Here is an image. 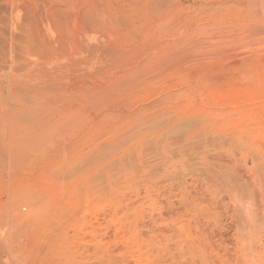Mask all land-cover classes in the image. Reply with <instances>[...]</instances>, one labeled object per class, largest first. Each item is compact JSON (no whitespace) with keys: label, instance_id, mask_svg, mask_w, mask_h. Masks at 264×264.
Listing matches in <instances>:
<instances>
[{"label":"rangeland","instance_id":"1","mask_svg":"<svg viewBox=\"0 0 264 264\" xmlns=\"http://www.w3.org/2000/svg\"><path fill=\"white\" fill-rule=\"evenodd\" d=\"M63 8L60 23L46 29L65 49L36 61L44 63L43 73L61 69L52 72H64L62 87L48 98L25 89L45 98L38 100L36 121L22 120L27 133L20 161L9 160L13 149L2 144L9 154L0 169V238L6 243L0 254L8 261L1 260L264 264V0H65ZM33 14L43 16L44 8L0 0V45L8 48L0 73L8 80L23 70L27 75L33 57L11 42L21 35L13 22L21 27L29 19L45 35ZM117 140L124 146L111 159L130 153V177L103 188L96 166L76 186L106 195L117 207L116 224L101 217L111 210L105 204L97 212L104 227L95 236L71 227L67 213L55 218L62 224L50 219L36 227L33 199L14 219L10 194L17 179L69 164L72 176L54 174L64 187L86 165L80 156Z\"/></svg>","mask_w":264,"mask_h":264},{"label":"bare ground","instance_id":"2","mask_svg":"<svg viewBox=\"0 0 264 264\" xmlns=\"http://www.w3.org/2000/svg\"><path fill=\"white\" fill-rule=\"evenodd\" d=\"M27 1L30 2L33 6H36V3H37L44 8L45 14L43 16L33 14L31 16V19L41 20L40 23H42L44 25L41 28L44 31L45 35L43 36L40 33H38L36 28L32 27L31 21L29 19H27L21 25V27L14 24L15 21L12 24L13 27H16V28H12V30H15V29L20 30L21 35L16 39H15V37H10V40H11V42H14V40H16L18 42V45L20 46V48L22 49V51L24 53H26L30 56L31 55L33 56L30 59L31 62L28 60L26 62V64L25 63L24 64H25V66L29 65V67L27 69L29 70V68H31V71L33 70L34 73H32L30 71L31 73L28 72V74L26 75L24 70H23V72L21 74H12V76L9 77V80L7 78H4L2 76V74L0 73V169L1 170H3L4 166L6 165L5 163H6V160L8 157L7 154H9V153H5L3 151L2 144L9 142L12 149H13L12 152L10 153V156L12 158L10 159V157H9V160L13 159V160L18 161L19 159H21V156L23 155L22 149H23V145L25 142V134L27 133L26 128L22 125V120L23 119H30V120L36 121L37 117H38L39 110H40L39 101L41 102L45 98V97L43 99L41 98L42 100H40V99H37V97H42L44 95L51 94L52 92L55 91V89H59L60 87H62L61 84H63L61 82L62 80L60 79V76H62V73H64V72L60 73L61 75L54 73V72L59 73L61 69H57L58 67L57 68L53 67L52 71H54V72H52V71H50L51 69L49 70L47 68V71L45 73H43V70H44L43 64L44 63L39 64V62L37 63L36 61L40 58H43V57H48V58L52 57L51 59H53V57H55L56 54H59V52H62V49L63 50L65 49L63 46V42L55 40L53 35L50 32H48L49 31L48 26L50 27V25H49L50 23H53V22L54 23H60L59 13L63 12L65 10L63 8V6H65V0H39V1L38 0H27ZM84 14H85L86 20L88 22L92 21L93 16H92L90 8H87L85 10ZM46 28H48V29H46ZM6 48L7 47L5 46V49H4V44L0 45V67H3L2 64L5 63V61L7 60V58L5 56V51L8 48L7 49ZM64 57L65 56H63V58ZM29 58L30 57H28V59ZM56 63H58V62H56ZM24 64H22L21 66L24 67ZM57 65H59V64H56V66ZM11 66L9 65L10 69L12 68ZM21 66H20V68H22ZM32 67H34V68H32ZM54 68H56V69H54ZM22 69H24V68H22ZM27 69H26V71H27ZM48 70H49V72H48ZM23 73L26 75V77L20 76ZM48 74H50L51 77H49ZM30 88L34 89L36 91L35 94L37 97H30L27 95V91H29ZM25 89L27 91H25ZM48 96L49 95H47L46 98H48ZM50 96H52V95H50ZM210 96H211V94H210ZM52 97H54V96H52ZM211 98H213V97H211ZM23 101H24V104L25 103L28 104V107L31 106L30 110L24 109L23 107L25 105L22 107ZM43 102H42V104H43ZM48 102H50V101L46 102V100H45L46 104ZM235 103H236V101H235ZM42 106H44V105H42ZM48 106L49 105L47 104V107ZM234 106H235V104L233 105V107ZM40 107H41V105H40ZM45 107H46V105H45ZM242 116H243L242 118L245 120L246 119H254L250 114H243ZM148 122H149V120H148ZM148 122H147V124H148ZM152 123L150 126L151 127L155 126V121L153 124ZM244 123H245V121H244ZM7 125H9V126H7ZM142 125H143V123H142ZM150 126H148L147 128H149ZM142 131L144 133L146 132L144 130H141V132ZM143 132H142V135H144ZM139 134H141V133H139ZM163 134H167V133H164V131H163ZM115 139H113V140H115ZM27 141H29V140L27 139ZM151 141L155 142V140H152V139H151ZM113 143H115V144L113 145ZM113 143H112V146L108 145V144L107 145L103 144V146H105V147L100 146V147H96L94 150L92 149L93 151L90 152L91 157L90 156L89 157L80 156L79 159L83 163H86V165L84 164L82 166V169H81V167H80V169H77L78 171H76L75 174H77V173H79V174L76 176V178L74 180H72L68 184H65L64 187L62 186V184H59L57 182L56 179H58V177L57 176L55 177L54 174H55V172H57L59 175H61V177L67 176V175L72 176L74 174V173L71 174L73 172V167L70 166L69 164L64 169L59 168L60 167V165H59V166H56L55 169H48L46 171L41 170L37 173V175L32 180L28 179V180L18 181V179H17L16 182L14 181L15 183L13 184V187L10 185L12 187L11 188L12 192L10 194L11 199H12V205H13V203H15V205L12 206L13 210H12V208L10 210L12 212H14L13 213L14 219L15 218L21 219L24 216L23 209L27 208V206L24 205L23 202L24 201H30L31 199H33V200H36L38 203H37V205H35L33 207L31 206V209L29 208V211L32 214V216L34 217V223H35L36 227H40L41 225L45 226L49 221H51L50 219L55 221L57 224H59V223L62 224L61 222H58L55 218L58 219V218H60V215H65L67 213L68 217L70 218L69 223H70L71 227H73L75 230L82 232L84 234H89L91 236H95V235L99 234L101 228L104 227L103 226L104 224L102 225L101 224L102 222H100L101 219L100 220L98 219V215H97L98 213L97 212L104 211L102 209V207L105 204H108V206H110L111 210L108 208L110 210V213L109 212L102 213L103 215L101 217L103 218V220L105 217H108V219L106 218V221L110 222L111 224L113 223V225H114V223L116 224V222L114 221L115 219H113V218L115 217V212L117 210V207H114L113 206L114 204L112 205V202L109 201L110 199H107V198L105 199L106 195H102L101 193L93 194L94 192L90 195L89 191H91L93 188H91L88 191L85 188L83 190L81 189V191H79V190L77 191V188L80 189V187H76V186H78L77 185L78 180L83 179V177H85L84 179L86 180L87 179V177H86L87 173L86 172L87 171L89 172V170H91V168H94V170H95L96 166H99V170H97L98 167L96 170L98 172L100 171L98 177L100 178V181L102 179L101 183H104V185H105L104 186L102 184L103 188L106 187L107 185L109 186L110 183H112V182L115 185L118 184V182H119L118 180L121 181L122 179L125 178L126 175H128V177H130V169L134 164L132 161L133 157L130 156L131 155L130 153L127 154L125 152L126 154L123 155L122 157H119V158L117 157L118 159H116V160L111 159V158H113L111 156V153L115 152L116 150L123 148V146H124V143L122 141L117 140V142L113 141ZM135 143H136V141H135ZM137 152H138V150H137ZM16 165H17V163H16ZM76 168H78V167H76ZM87 176H89V175H87ZM91 177H92V175H91ZM91 177L89 176L88 178H91ZM95 177H97V176L95 175ZM99 178H98V180H99ZM85 182L83 181L84 184H85ZM87 184L88 183H86V185ZM1 186L2 185H0V188H1ZM79 186H81V184ZM88 186H90V185H88ZM86 188L88 189V187H86ZM108 188H110V187H108ZM110 189L111 190H109V191H112V188H110ZM99 192H102V191H99ZM103 192H106V191L104 190ZM112 192L114 193V191H112ZM0 209H1L0 211L3 212L2 206L0 207ZM5 212L2 214H5ZM13 216H12V218H13ZM2 220H3V218H2ZM108 225H109V223H108ZM108 225H107V227H108ZM1 239H2V237L0 238V252L2 253V251H4V248L6 246L2 247V246H4L2 244V242L3 243H5V242L2 241V240H4V238L2 240ZM1 257H2V255L0 256V264H8L9 263V262L5 263L8 260H6V258H4V257L3 258L6 261H2L4 259Z\"/></svg>","mask_w":264,"mask_h":264}]
</instances>
